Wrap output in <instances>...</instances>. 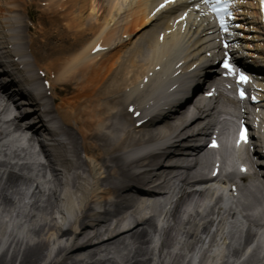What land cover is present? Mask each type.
<instances>
[{
  "label": "bare ground",
  "instance_id": "bare-ground-1",
  "mask_svg": "<svg viewBox=\"0 0 264 264\" xmlns=\"http://www.w3.org/2000/svg\"><path fill=\"white\" fill-rule=\"evenodd\" d=\"M69 2L70 6L65 11L66 16L63 22V24L66 23L64 25L66 28V36L45 35L43 43L37 46L36 44L33 45L31 52L34 55H41L42 59H38L44 60L43 64L46 72L51 71L55 76L51 93V97L55 102L53 101L54 109L50 110V112L57 115L62 124V131L69 138L70 147L73 152L72 155L76 158L75 169L81 170L87 175L81 176L79 173H76L70 183L61 182V178H59L61 177V173L59 170L52 168V165L40 166L44 170L50 168L54 172L56 180L59 181L60 190L61 192L64 191L61 203L64 205L65 216L69 217L77 209L76 218L71 222V229L72 231H79L78 233H73L72 231L70 233L68 230H59L52 216L53 212L55 213V204L59 200L60 193H57L56 188L51 189L46 196L43 206L39 207L38 202L36 203L34 201L36 209L37 207L40 208L43 211L41 213L44 215L37 217V226H34V223H36V220H33L35 218L34 215L31 216V219L26 216L30 219V227L27 230L26 236H22L24 233L18 228L16 229L15 235L12 233L7 234L4 232L7 226L2 228L3 224L0 223V249L2 250L3 246H7L0 255V264H122L104 259L103 256H107L113 251V254H123L124 258H126L131 253L129 246L132 247V256L130 259L125 260V264H154L155 262V264H164L166 255H169L172 259V261L169 260V264H180L179 254L173 255L164 251L176 243H181V245H176L179 251H192L194 246L192 240H195L197 237L199 238L200 233H205L208 226L202 225L199 227L192 218L187 220L186 223H180V217L177 215V211L183 204H177L170 215V217L174 216L175 219L173 226L166 231L157 232L153 217H142L139 207L132 209V199L129 196L132 192L131 190L134 189L133 185L135 183L146 184L148 179L140 174L132 173V166L136 162H126L117 153L126 149L125 154L130 156L139 151L150 149L156 145L163 144L169 136L177 133L180 129H186V127L179 125L178 119H175L174 122L165 125V137V134L156 138L155 135H149L147 136V140L155 143L138 149H133L138 143L135 141V136L130 133V129L123 127V133L119 134L118 130L112 128V121L117 119L118 115H120V118L127 125L126 114H117V109L124 107V104L130 101L133 95L152 96V94H149V90H151L153 80L148 79V82L150 81L149 85L138 90L135 87L133 88V92L129 94H123V89L126 86H130L133 81L136 82L149 66L155 64L151 63L158 60L160 55L166 52L170 53L171 43H174L176 39L175 37H171L167 40L168 44L166 47L156 51L152 50L154 36L158 30L164 27H160L157 32L152 33L148 40V47L151 50L148 54L150 65L146 63H135L136 58L142 55L141 47H137L132 51L128 57L130 61L125 60L127 63L119 72L117 68L113 67L114 63L111 64L112 59L118 56V51H115V53H102L104 58V60L102 59V63L100 60L94 65H89L90 58L87 57L88 50L92 47L96 39L102 38L104 42H109L110 44L115 37L112 29V31L107 30L112 16L103 14L104 11L99 7L98 0H69ZM146 2L144 0L140 1L142 4ZM57 4L53 3L51 5L52 10L49 11L53 12L57 8ZM84 11H87L88 14L82 18V15L85 14L82 13ZM10 12L14 11L11 10ZM128 12L130 11L128 10ZM100 16L103 17L100 31L97 29L96 32H93L90 25H86L84 22L97 21ZM9 18L11 17L9 16ZM42 18L40 20H43V22L46 21L50 26L58 29V26L52 23V20ZM59 23L61 24V22ZM133 23H136L135 26H138L141 21L138 22V19H133ZM124 29L127 32V28ZM87 31H91L89 35L94 36L97 34V37L85 41L84 38L86 36L84 35ZM73 35L74 37H72ZM79 37L82 38L81 41L74 39ZM69 39H72V45H70ZM180 47L181 44L179 45ZM172 53L175 52L172 51ZM177 54L184 55V46L181 52H177ZM105 68L109 70V77L104 82L101 78L103 69ZM114 72L116 73L112 75ZM118 81L120 84H118ZM115 93L119 95L120 99L118 97L116 100L112 98V95ZM139 98L137 97V99ZM12 125L15 128H20L19 120L13 121ZM29 129L33 130L34 135L38 134L37 129L34 130L32 127ZM75 132L79 135V138L75 136ZM1 135L3 136L1 139L5 140L9 136V133L0 130ZM5 151L6 148H0V154L5 153ZM81 152L84 155L83 158ZM17 156L18 154L13 151L11 157L16 158ZM63 167L66 172L72 168V166L70 167L65 162H63ZM30 168L31 166L27 163L20 166L21 170H27V174L31 170ZM0 169V209L3 211V214L0 216L1 222L2 219L7 218L6 213L10 209L19 207L15 205L16 199H21L24 195L22 187L28 186L33 181V178L16 171L10 160L0 163ZM154 170L151 171H154L156 176L166 170L173 171L174 169H166L163 165H160L158 169ZM187 170L186 176L182 179L181 184L182 187L186 186L189 188V191L180 190V199L184 202L193 196H203L206 193L201 189L192 188V183L196 181L195 178L202 177L201 173L197 172L196 167ZM193 171L196 172L193 173ZM101 188L118 196L120 201L117 205L115 216L92 222L89 219L92 216L90 213L91 203L96 201L98 191ZM39 194H41L42 198H45L44 192L42 194V190L37 184L31 193V197L37 198ZM138 194L142 197L147 196L144 192H138ZM166 194L168 193L153 194L151 197L165 196ZM165 201H169L167 204H172L170 199L165 198ZM217 201L219 202V200ZM157 208L158 206L155 204V209L157 210ZM129 210V216H123V212ZM15 218L18 217L15 216L13 220H16ZM249 221L252 225H256L257 223L255 219H249ZM9 222L11 223V220ZM131 225V228L123 229ZM232 227H236L235 224ZM1 230L3 231L1 232ZM12 231L14 232V229ZM16 234H20V236L18 237ZM68 235L70 236V242L74 240L80 243L77 250L66 252L69 239L66 240L65 245L59 244L60 238ZM161 236L162 246L155 260V249L150 248V246L157 237L161 238ZM181 239L184 241L182 242ZM251 239L252 233L246 232L244 243H250ZM24 240L26 241V245H24ZM34 240L36 242L33 244L27 243ZM214 240L215 237L213 236L212 241ZM242 250L240 248L235 249L233 255L238 256ZM9 253L11 254L8 258ZM96 256L100 258L94 260ZM202 262L205 264L206 261L203 260ZM223 264L228 263L223 261Z\"/></svg>",
  "mask_w": 264,
  "mask_h": 264
},
{
  "label": "rangeland",
  "instance_id": "rangeland-1",
  "mask_svg": "<svg viewBox=\"0 0 264 264\" xmlns=\"http://www.w3.org/2000/svg\"><path fill=\"white\" fill-rule=\"evenodd\" d=\"M20 2L23 4L24 7H29V8H28V11H29V10L34 11L36 15H37V14L39 15V14L42 12V9H41V8L39 7V5H38V0H20ZM28 198H29V197L27 196V200H28V202L30 203V201H32V199H28ZM24 204H25V203H23L21 206H19V207L16 209V211L18 212L19 217H20L21 219L25 220V223H27V219H28V218H27L26 216H27L28 214H31V212H34L35 209H34V211H33V208H32V207L30 208V206H28V207H24ZM33 223H34V222H33ZM34 224H36V223H34ZM170 225H173V222H172ZM24 245H26V243H24ZM6 248H7V247L3 248L1 252H3ZM1 252H0V255L2 254ZM10 254H11V253H9L8 258H9V256H10ZM130 256H132V252L129 253V257H130ZM239 264H263V262H259V261H257L256 259H252V258H251V261H248V258H246V259H244L243 261H241Z\"/></svg>",
  "mask_w": 264,
  "mask_h": 264
},
{
  "label": "snow or ice",
  "instance_id": "snow-or-ice-1",
  "mask_svg": "<svg viewBox=\"0 0 264 264\" xmlns=\"http://www.w3.org/2000/svg\"><path fill=\"white\" fill-rule=\"evenodd\" d=\"M214 7H215V5H214ZM221 23L223 24V20L221 21ZM225 30H227V29H225ZM224 67L229 71V73H231L233 71L232 66L227 61H225ZM239 79L241 81H246L247 77H245L243 74H240ZM241 96H243V92H241ZM241 139L242 140L244 139L243 133L241 134Z\"/></svg>",
  "mask_w": 264,
  "mask_h": 264
}]
</instances>
